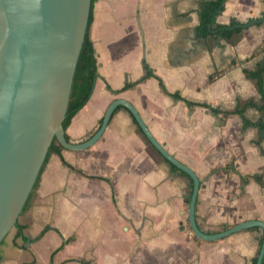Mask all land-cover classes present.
I'll return each instance as SVG.
<instances>
[{"label":"crops","instance_id":"obj_1","mask_svg":"<svg viewBox=\"0 0 264 264\" xmlns=\"http://www.w3.org/2000/svg\"><path fill=\"white\" fill-rule=\"evenodd\" d=\"M208 1L95 0L89 34L99 77L66 135L89 139L109 104L128 100L197 172V222L215 233L264 221V126L244 122L264 123L263 96L249 75L264 65V22L225 28L263 16L264 0H222L203 23ZM173 165L118 105L94 145L51 154L0 243V264H256L259 226L215 240L194 234L193 180Z\"/></svg>","mask_w":264,"mask_h":264},{"label":"water","instance_id":"obj_2","mask_svg":"<svg viewBox=\"0 0 264 264\" xmlns=\"http://www.w3.org/2000/svg\"><path fill=\"white\" fill-rule=\"evenodd\" d=\"M91 5L92 0H0V243L16 225L54 138L64 148L86 149L102 137L114 110L123 105L154 148L192 178L188 214L194 234L215 240L259 226L263 240L256 264H263L264 221L245 220L215 233L202 230L196 216L201 185L197 172L157 140L128 100H113L89 139L81 143L67 139L63 122ZM260 22L264 15L225 28H246ZM212 31L218 35V30Z\"/></svg>","mask_w":264,"mask_h":264},{"label":"trees","instance_id":"obj_3","mask_svg":"<svg viewBox=\"0 0 264 264\" xmlns=\"http://www.w3.org/2000/svg\"><path fill=\"white\" fill-rule=\"evenodd\" d=\"M95 0H92V5H91V11H90V16H89V23H88V28H87V33L86 37L82 46V50L77 62V67H76V72H75V77L73 81V86H72V91H71V96L68 104V109L66 112V118L63 122L65 130L71 123L72 118L87 104L89 99L91 98V95L93 93L95 83L97 78L99 77V62L96 56L95 52V47L93 44V41L90 38V26L93 21V6H94ZM222 0H213V1H208L204 4L203 11H202V19L203 23H208L211 21L213 16L218 13L222 7H221ZM241 28H236L234 30H240ZM232 30V31H234ZM264 71V65L260 66L256 71L250 72L249 75L257 78L258 80V86L259 90L263 96L264 100V81L262 78V74ZM153 75V73L147 69L146 76ZM133 84H127L125 87H129ZM164 87V86H163ZM243 112L241 111V114ZM243 115V114H242ZM244 122L245 125H253V124H258L261 126H264V123H259V122H251L248 120L246 117H244ZM67 139L68 136L66 135ZM61 148H64L57 140V138H54L48 154L46 156V159L43 163V166L40 170V173L38 175V178L34 184L33 190L31 194L29 195L24 208L25 209L29 202L31 195L33 194L34 190L39 186L41 175L44 171V168L53 152H61ZM65 163H67L64 160ZM175 168L176 166L173 165ZM88 264V263H85Z\"/></svg>","mask_w":264,"mask_h":264}]
</instances>
